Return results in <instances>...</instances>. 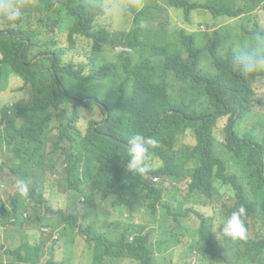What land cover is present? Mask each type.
I'll return each instance as SVG.
<instances>
[{
    "label": "clouds",
    "instance_id": "1",
    "mask_svg": "<svg viewBox=\"0 0 264 264\" xmlns=\"http://www.w3.org/2000/svg\"><path fill=\"white\" fill-rule=\"evenodd\" d=\"M224 1L0 0V39L6 42L11 35L13 44L22 46L29 56H35L34 60L51 58L55 65L63 66L57 73L53 67L54 78L45 79L36 93L19 74H12L6 84H0L1 166L12 170L17 185L9 194L10 204L0 205L4 215L0 218L2 264H94L93 244L81 232L87 227L93 228L96 236L107 235L110 230L116 237L125 233L130 242L137 236L148 237L151 264H264V258L238 250L224 240L242 244L246 238L264 239V235L254 236L251 229L255 222L264 225V200L258 204L259 216L246 222L248 232L243 206L222 225L216 213L212 218L219 231L216 240L210 236L214 223L195 210L214 203L221 207V200L233 206L231 198L235 190L242 188L249 194L261 190L259 196L264 197V37L253 47L246 41L254 32L247 29L249 20L241 24V19L249 16L264 29V0H230L231 12H237L235 18L214 14L213 9ZM30 14L31 25L27 23ZM197 14L201 20L194 23ZM37 18L49 21L38 33L34 26L45 25V21L36 23ZM17 20L19 26H24L18 29L21 34L7 33V27L17 28ZM223 21L233 23L222 25ZM89 22L93 28L86 35L81 29ZM213 26L221 28L215 31ZM149 28L158 33L151 37L152 42ZM73 30L78 38L67 42L66 35ZM89 36L104 48L96 68L105 78L93 85L88 79L78 80V68L68 63L82 52L79 44L89 46ZM164 37L168 38V47L157 58L153 45ZM57 49H67L70 54L59 58L52 54ZM125 56H130L133 64L123 63L121 58ZM2 58L0 51V61ZM154 59L167 69L163 78V74H151L146 69ZM3 65L0 62V70ZM141 66L150 75H157H146L144 84L157 100L162 119L199 116L211 108L219 113L218 123L208 127L214 141L206 158L211 167L210 195L194 174L197 150L183 153L178 160L182 180L171 174H156V138L152 133L139 134L141 118L129 102L135 75L142 74ZM14 75L16 81L11 78ZM246 84L251 93L243 102ZM11 92L15 95L10 96ZM8 97L11 99L6 102ZM82 100L87 105L81 103L79 120L74 123L66 114H72L74 102ZM228 123L230 135L224 131ZM192 133L185 132L181 142L190 143ZM88 136L106 143L109 153L84 151L81 145L86 144ZM228 146L240 153L226 154ZM252 154L261 166V177L255 174ZM33 164L46 171L42 186L33 187L26 180L27 172L34 175L30 167ZM169 181L177 186L168 188ZM184 182L187 185L181 187ZM149 187L161 189L162 201L156 204L155 212L145 201ZM175 191L176 210L171 207ZM164 207L169 209L168 219L162 217ZM157 213L160 216L155 217ZM198 218L199 238L192 234V230L199 229L194 227ZM151 219L154 221L149 222ZM155 234L158 253L152 248ZM171 236L175 241L164 253L162 248ZM3 243L13 244V250Z\"/></svg>",
    "mask_w": 264,
    "mask_h": 264
},
{
    "label": "trees",
    "instance_id": "2",
    "mask_svg": "<svg viewBox=\"0 0 264 264\" xmlns=\"http://www.w3.org/2000/svg\"><path fill=\"white\" fill-rule=\"evenodd\" d=\"M3 3V2H2ZM1 3V4H2ZM223 4L219 8L213 9L215 15H226L229 14L228 18H235L237 15L236 11L231 12V2L230 0H226L221 2ZM30 18L27 23L31 25L30 21L32 18V14L28 15ZM249 20V21H248ZM17 28L14 30L10 27L6 28L7 33L15 32V36L21 34V31L18 30L20 28H24L22 24L19 26V20ZM22 18L20 19V23ZM45 21V25H35V31L38 33L42 28L47 27L49 21L44 18H37L36 23L42 24ZM248 21V30L254 31L251 34H248L246 41L252 44L255 47L261 37H264V29H262L259 23L252 19V17L245 16L241 19V24ZM19 27V28H18ZM92 25L89 22L84 25L81 31L89 35L92 30ZM18 30V31H17ZM17 31V32H16ZM149 41L152 42L151 37L156 36V32L152 29H148ZM67 42H75L78 38V34L75 30L68 32L66 35ZM89 42V46L86 47L84 45L78 46V49L82 50L78 56H75L71 62H68L70 65H73L78 68L79 76L78 80L88 79L90 85L94 83L101 82L104 80L105 75L100 72H97L96 65L99 62V58L101 57V53L104 51V48L99 44L95 37L89 36L87 38ZM165 42V47L163 46V42ZM264 44V41H261ZM168 38L164 37L161 39H157V44L153 45V52L157 58L163 56L164 52L167 50ZM0 51L2 52L3 58L0 61L3 63V69L0 70V84H6L7 79L12 74H19L24 77L25 83L30 85L32 90L36 93L38 88L44 85V80L50 81L51 78H54L53 67L55 72H60L63 70V66L60 64H54L51 61V58H38L34 60L35 56H29V54L23 50L22 46H15L13 41H11V35L7 38L6 42L0 39ZM232 51V49H230ZM54 56L65 59L69 56L70 52L67 49L56 50L52 53ZM216 54V53H215ZM229 53V55H231ZM216 56H218L216 54ZM121 61L127 65L133 64V59L130 56H125L121 58ZM219 58H217L218 67L220 66ZM142 74H136V84L134 87V93L129 99L131 103V108L134 113H136L141 118V128L139 130L140 135H152L156 138L157 146L154 148V159L157 161V175L160 176H175L178 181L182 180L183 175L178 173V160L181 158L183 153H192L195 150L198 151V158L196 161V165L194 167V174L198 176L203 184L205 191L210 195L212 192V178L210 176L211 167L207 163L206 158L212 152L213 145L211 144L212 140V130L211 127L214 124H217L219 121V113H217L213 108L206 111L204 114L199 116H191L184 115V117L179 115H173L169 119H162L160 114V108L157 100L151 95L148 91L147 87L144 84V77L146 75L148 77H157V75L151 74H163L160 77L163 78L167 69H163L157 61V59L151 60L147 63L146 69L141 66ZM264 75V71L262 70ZM249 85L246 84V90L242 95V101L248 100L250 96ZM72 103V102H71ZM81 103L85 106L87 103L82 101H75L74 104V112L72 114L67 113V117L74 123H77L80 117V111L78 108L81 107ZM244 108L241 110V116L244 113ZM245 114L241 119H244ZM194 119H201V122L195 123ZM240 119V120H241ZM193 132L190 136V143H182L181 140L185 135V132ZM224 131L230 135V124L228 123L225 127ZM85 143L81 145L84 151H92L101 153L102 155H107L109 153L108 145L96 139L95 137L88 136L85 138ZM93 146V147H90ZM227 149L229 151L226 154H230L231 152L240 153V151L235 150L233 147L228 146ZM26 152H23L22 155L26 156ZM253 160V165L255 167L256 176L262 175L261 166L256 160L255 156L251 155ZM26 159H30L26 157ZM32 168V172L34 175L32 176L30 172L26 174V180L32 182L33 187L42 186L45 181L46 171L44 167L33 164L30 165ZM245 169H249V166H246ZM36 172V174H35ZM261 184V183H260ZM252 190L254 189V184L251 183ZM261 190L252 191L249 194L244 188L240 190H235L234 195L232 196V200L234 205L231 206L227 202L221 200L223 204L220 207V210L216 213L220 215L219 220L221 225L223 221L226 220L232 212L239 209V207L243 206L246 209V213L244 216V222L250 219H255L259 216L258 204L264 200V197H260L259 193ZM161 189L149 187L146 193L145 201L147 205L150 207L151 212L156 211V204H160L161 199ZM218 200V199H215ZM264 210V204H263ZM169 209L164 207L161 209L162 217L168 219L171 217ZM175 220H178V215H174ZM4 215L0 213V218H3ZM77 223V222H74ZM72 223V225H74ZM91 227H87L81 230V232L87 236L88 242L93 244V249L95 252V262L94 264H135L137 261L140 264H151L149 253L147 252L148 245V237L140 238L137 236L133 242H130L126 237L125 233L119 236H114L112 230L108 232V234H104L102 236H96L92 233ZM247 232L249 231V226L246 225ZM228 243H230L233 247L238 250H243L244 252L250 251L254 257H258L259 259L264 258V239L249 240L248 238L241 240L242 244H235L230 239L224 238ZM176 243V242H175ZM174 243V244H175ZM2 264V262H0Z\"/></svg>",
    "mask_w": 264,
    "mask_h": 264
},
{
    "label": "rangeland",
    "instance_id": "3",
    "mask_svg": "<svg viewBox=\"0 0 264 264\" xmlns=\"http://www.w3.org/2000/svg\"><path fill=\"white\" fill-rule=\"evenodd\" d=\"M201 20V16L200 14H197L196 16L193 17V22L194 23H198ZM210 24L213 23L212 20H208ZM230 23H233L232 21H223L221 24L222 25H229ZM261 24L264 25V16L261 17ZM221 27L219 26H213V30H219ZM221 32L223 33V31L221 30ZM16 77L15 75L12 78L13 81H16ZM11 80V81H12ZM14 85H19V84H14ZM11 85L10 87L14 86ZM14 88V87H12ZM15 93L11 92L10 96H14ZM27 95V94H26ZM10 97L6 98L5 101H10ZM0 105L3 107V103L0 102ZM186 140H188V138H186ZM3 163V160H0V205L1 204H5V205H9L10 204V198H9V194L12 193L15 190V187H17L16 185V181H15V177H14V173L12 172V170L10 168H6V167H2L1 164ZM54 179H56V177H54ZM181 187H184L185 185H187V182H184L182 184H180ZM177 184L172 183L171 181H169V185L167 186L168 188H172V187H176ZM178 188V187H177ZM59 190L63 193H65L66 191H64L63 189L59 188ZM176 199V191L173 193V200L171 202V207L176 210L178 209V204L175 201ZM220 208V204L218 203H214L213 205H209V206H198L195 208L196 211H198L201 215H203L206 219L209 220V223H214V227L211 228V232H210V236L212 239L216 240L217 236H219V231H218V227H217V223L216 220L212 218L214 217V215L216 214V212L219 210ZM113 215H115V213H113ZM160 216L159 213H157V215H155V217ZM131 219V217H130ZM172 220V218H171ZM154 220L151 219V221L149 222H153ZM200 221L201 219H197L196 220V224L194 225L195 229H198L199 225H200ZM147 223V222H145ZM200 228L197 231H193L192 230V234L194 236H197L198 238L200 237ZM252 229V234L255 235H264V225H260L257 222L253 223V228ZM206 233H209L208 230L205 231ZM177 233V232H175ZM5 233L2 232L1 236H4ZM12 235V233L9 231L8 232V236L10 237ZM155 238H153V242H152V248L154 250L155 253H158L157 250V234H155ZM169 242H167L162 250L165 253L167 248L173 244L171 242L175 241V238H173L172 236L169 238ZM9 250H13V244H8V243H3ZM5 251H1V255H5ZM68 256V253L66 252V257Z\"/></svg>",
    "mask_w": 264,
    "mask_h": 264
}]
</instances>
